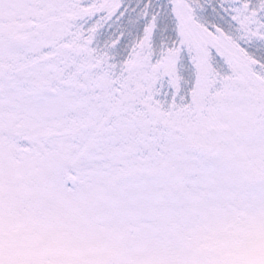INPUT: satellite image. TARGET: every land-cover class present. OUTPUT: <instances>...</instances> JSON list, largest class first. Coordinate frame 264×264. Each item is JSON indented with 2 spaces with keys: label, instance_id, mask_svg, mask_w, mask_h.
<instances>
[{
  "label": "snow or ice",
  "instance_id": "snow-or-ice-1",
  "mask_svg": "<svg viewBox=\"0 0 264 264\" xmlns=\"http://www.w3.org/2000/svg\"><path fill=\"white\" fill-rule=\"evenodd\" d=\"M0 264H264V0H0Z\"/></svg>",
  "mask_w": 264,
  "mask_h": 264
}]
</instances>
